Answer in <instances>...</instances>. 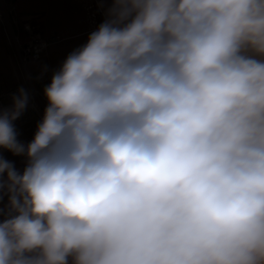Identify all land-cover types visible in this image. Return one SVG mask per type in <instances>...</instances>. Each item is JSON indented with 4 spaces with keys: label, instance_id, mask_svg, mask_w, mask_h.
Segmentation results:
<instances>
[{
    "label": "clouds",
    "instance_id": "9594fccd",
    "mask_svg": "<svg viewBox=\"0 0 264 264\" xmlns=\"http://www.w3.org/2000/svg\"><path fill=\"white\" fill-rule=\"evenodd\" d=\"M0 110V264H264V0H111Z\"/></svg>",
    "mask_w": 264,
    "mask_h": 264
},
{
    "label": "crops",
    "instance_id": "0c3cea01",
    "mask_svg": "<svg viewBox=\"0 0 264 264\" xmlns=\"http://www.w3.org/2000/svg\"><path fill=\"white\" fill-rule=\"evenodd\" d=\"M13 1L18 17L23 19L22 22L37 26L40 36L46 40V45L40 56L26 59L21 50L28 42V33L26 31L15 33L10 27L0 23V110L11 108L13 96L19 95V90L23 88L29 96L26 107L28 110L25 109L14 122L27 119L37 124L44 115L38 106L45 110L44 105L47 101L44 88L50 84L52 75L60 68L66 57L73 50L86 44L90 33L96 31L105 21L111 0ZM26 111L33 113L30 115ZM15 130L18 134L17 139L25 145L31 142L36 132L26 136L19 129ZM0 156L12 162L20 172L27 163L26 156L14 155L3 148H0ZM6 205L7 197L0 207L6 208Z\"/></svg>",
    "mask_w": 264,
    "mask_h": 264
},
{
    "label": "rangeland",
    "instance_id": "374dc122",
    "mask_svg": "<svg viewBox=\"0 0 264 264\" xmlns=\"http://www.w3.org/2000/svg\"><path fill=\"white\" fill-rule=\"evenodd\" d=\"M20 18L21 17H18V14L16 13V8H15L13 0H0V23L1 24H4L5 26L10 27L11 30L15 33L23 32L25 31L26 28L32 27L34 30L38 32L39 35H41V33L38 31L37 26L31 23H28V22H22L23 19L22 18L20 19ZM21 53L26 59H29L30 56L26 54L25 50L22 49ZM36 102H39V101L36 100ZM47 104L48 102L46 101V104L44 105L45 108L47 107ZM38 107H39L40 112H44L43 107H41L40 105ZM29 109H30V104H29ZM28 113H30L31 115V113L33 112L30 111ZM29 121L30 120H27V119L25 121H22L21 119H19L18 122L17 121L14 122V127L15 129H19L20 132L24 133L26 136L31 135L34 131H36L38 123L37 124L31 123Z\"/></svg>",
    "mask_w": 264,
    "mask_h": 264
},
{
    "label": "built area",
    "instance_id": "2783aa9c",
    "mask_svg": "<svg viewBox=\"0 0 264 264\" xmlns=\"http://www.w3.org/2000/svg\"><path fill=\"white\" fill-rule=\"evenodd\" d=\"M25 31L29 36L23 50L30 56L29 58H37L43 53L46 42L32 27L26 28Z\"/></svg>",
    "mask_w": 264,
    "mask_h": 264
}]
</instances>
